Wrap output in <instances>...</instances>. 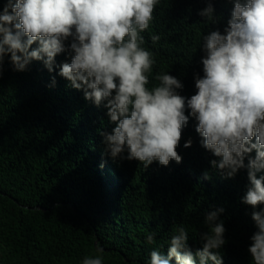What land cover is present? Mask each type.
<instances>
[{"label":"trees","instance_id":"obj_1","mask_svg":"<svg viewBox=\"0 0 264 264\" xmlns=\"http://www.w3.org/2000/svg\"><path fill=\"white\" fill-rule=\"evenodd\" d=\"M6 2L0 0V10ZM207 2L160 0L149 29L141 33L156 60L149 87L158 83L157 74L169 72L183 83L182 95L195 94L194 74L203 75L202 36L223 32L233 7L227 0H211L218 18L212 25L199 15ZM152 35L160 40L153 43ZM69 60L67 52L56 57L57 65ZM58 71L49 73L42 61H32L26 71L16 72L10 57L4 58L0 264H81L97 254V244L104 264H148L152 250L166 254L181 225L193 250L200 248V233L208 230L205 215L217 208L225 209L223 264H250L247 249L256 231L251 213L264 210V204L253 209L241 202L247 170L225 179L212 169L210 161L217 158L201 146L191 117L177 149L181 163L155 161L145 169L135 160L113 159L98 131L113 127L106 109L86 101ZM189 139L192 146L185 148ZM152 232L155 242L148 244Z\"/></svg>","mask_w":264,"mask_h":264},{"label":"clouds","instance_id":"obj_2","mask_svg":"<svg viewBox=\"0 0 264 264\" xmlns=\"http://www.w3.org/2000/svg\"><path fill=\"white\" fill-rule=\"evenodd\" d=\"M159 2L7 0L0 10V76L6 55L16 72L26 71L32 61H42L49 73L58 68L86 101L106 109L113 127L98 131L110 156L138 161L145 169L155 161L182 162L177 149L191 117L201 146L217 158L210 161L212 169L225 179L247 170L241 202L256 209L264 204V175H257L264 173V0H227L233 7L223 32L202 36L203 75L194 74L196 91L190 97L181 94L183 83L169 72L157 74L158 83L149 87L156 60L141 33L149 29ZM199 15L212 25L218 22L211 0ZM65 52L70 60L57 65L56 57ZM191 146V139L184 143ZM204 178H211L209 171ZM224 211L206 213L208 230L200 233V248L193 250L181 225L166 254L152 250L148 264H223ZM251 219L256 231L247 249L250 264H264V210L253 211ZM155 235L148 233L146 242L153 244ZM96 253L81 264H104L99 244Z\"/></svg>","mask_w":264,"mask_h":264}]
</instances>
